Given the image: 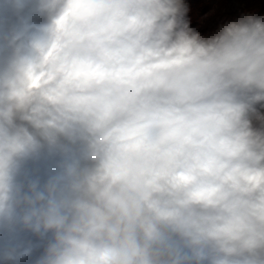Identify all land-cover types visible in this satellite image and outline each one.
Here are the masks:
<instances>
[{
    "label": "clouds",
    "instance_id": "obj_1",
    "mask_svg": "<svg viewBox=\"0 0 264 264\" xmlns=\"http://www.w3.org/2000/svg\"><path fill=\"white\" fill-rule=\"evenodd\" d=\"M187 13L0 0V264H264V15Z\"/></svg>",
    "mask_w": 264,
    "mask_h": 264
},
{
    "label": "trees",
    "instance_id": "obj_2",
    "mask_svg": "<svg viewBox=\"0 0 264 264\" xmlns=\"http://www.w3.org/2000/svg\"><path fill=\"white\" fill-rule=\"evenodd\" d=\"M188 7L187 19L190 27L207 34L225 18L235 17L246 10L255 9L257 15H264V0H216L210 6L202 0H184ZM216 8V14L208 12Z\"/></svg>",
    "mask_w": 264,
    "mask_h": 264
},
{
    "label": "rangeland",
    "instance_id": "obj_3",
    "mask_svg": "<svg viewBox=\"0 0 264 264\" xmlns=\"http://www.w3.org/2000/svg\"><path fill=\"white\" fill-rule=\"evenodd\" d=\"M202 1L206 2L207 4H210V6L216 2V0H202ZM208 14H209L208 16H210V14L211 15L216 14V8H214L212 11L208 12ZM28 166L31 168L33 166V163L30 162Z\"/></svg>",
    "mask_w": 264,
    "mask_h": 264
}]
</instances>
